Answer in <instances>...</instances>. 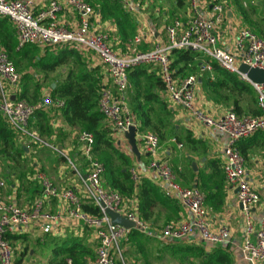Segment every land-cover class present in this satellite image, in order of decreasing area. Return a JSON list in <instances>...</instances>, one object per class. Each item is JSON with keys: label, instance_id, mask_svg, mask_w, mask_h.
<instances>
[{"label": "crops", "instance_id": "obj_1", "mask_svg": "<svg viewBox=\"0 0 264 264\" xmlns=\"http://www.w3.org/2000/svg\"><path fill=\"white\" fill-rule=\"evenodd\" d=\"M239 1L246 12L242 22L240 21L243 29H250L264 39L262 13L264 0H236L237 3H240ZM88 2L95 9L92 19L94 31L106 35L111 47L122 57L150 51L157 44L167 45L166 27L176 19L185 24L191 17L189 0H140L139 10L134 14L124 13L111 0H88ZM46 4L47 0H40L35 12L38 13ZM234 17L235 14L230 9L228 22L226 21V25L221 27L218 33L220 42H223L224 49L228 52L234 51L230 39L235 40L236 35L231 34L232 29L229 30L233 26V21L230 19ZM59 19L61 25L69 29L78 26L77 15L69 7H65ZM10 29L12 35L7 37L0 28V49L5 50L3 42H9L14 43L18 50L17 31L12 24ZM138 36H142V42L139 44L134 42ZM30 47L38 48L29 46L24 49ZM68 48L64 51H76L75 56L89 67L88 70L94 71L102 78L103 88L110 84L105 69L93 53L81 48ZM197 61L202 66V70L190 74L199 77L197 107L210 117L219 119L232 109L224 104V99L219 94L221 88L217 86L216 89H212V83L219 84L225 78L218 79L220 72L215 71L213 67L211 71H203L202 59ZM206 62L211 63L212 66L211 60ZM186 77L177 79L182 80ZM159 79L158 70L154 67H142L130 73V88L125 98L135 117H141L142 122L147 120L150 123L149 126L141 128L138 122L137 144L140 158L132 153L128 141L123 139L119 132L115 133L116 130L107 120L101 123L102 129L113 132L109 137L116 138L117 147L128 156L131 162L130 170L136 168L141 177L140 182L135 183V194L132 197L122 196L126 201V207L134 210L140 218V195L152 189L153 192H149L147 199L151 201L153 207L148 212L147 220L141 219L154 230H160L169 223L186 222L191 217L189 211L178 201L171 200L169 204L163 202L156 177L148 168L151 158L141 141L143 135L152 133L149 132L152 129L159 133L161 140L159 159L170 163L182 187L198 189L205 195L212 231L217 232L222 227H228L231 237L226 243L210 244L194 233L185 240L164 242L148 238L134 230L129 243H125L132 244V247H127L125 250L129 264H255L244 255L242 246L245 215L238 201L237 191L227 183L224 172V149L229 141L228 136L199 124L182 107L173 104ZM202 79H210V83L207 85ZM252 93L256 98L241 100L233 111L251 117L261 115L254 89ZM46 96L59 99L47 93H44L43 99ZM62 109L53 106L45 108L31 120V126L41 140L46 138L50 141L54 145L53 150H61L75 163L82 174H86L89 163L83 156L78 141L82 129L68 124ZM1 116L9 130H12L5 117L2 114ZM13 133L14 137L9 143L7 142L6 147L0 143V179L6 184V188L2 191L4 199L16 203L23 209H31L42 192L41 181L38 179L40 174L48 176L57 187L74 189L81 193L82 197L84 196L73 171L61 161L55 150L52 153L55 157L50 159V162L45 161L44 157L43 161H37L36 158L41 154L31 153L32 147L14 131ZM18 145L21 148L18 149ZM13 146L15 148H12V152ZM239 150L245 159L251 183L261 197L260 204L254 211V225L258 228L264 210V132L242 140L239 143ZM97 154L98 151L94 148V157ZM128 167L123 168L121 164L116 166L113 169L115 176L120 178V172H130ZM104 183L103 177V186ZM151 184L156 186L161 194L157 193ZM63 207L61 199H53L46 203L45 209L47 212L56 213ZM9 237H11L9 241L16 264H95L96 261L98 242L94 231L67 219L62 220L49 234H44L39 225L33 224L28 228L15 230ZM153 242L159 245H154ZM120 259L126 264L122 252Z\"/></svg>", "mask_w": 264, "mask_h": 264}, {"label": "built area", "instance_id": "obj_2", "mask_svg": "<svg viewBox=\"0 0 264 264\" xmlns=\"http://www.w3.org/2000/svg\"><path fill=\"white\" fill-rule=\"evenodd\" d=\"M39 1L0 0V17L8 19L15 27L18 50L21 51L27 46L40 49L69 47L93 53L105 69L110 83L101 91L99 111L123 138L131 127L139 129L125 95L130 88V73L142 67H154L158 70L173 104L182 107L199 124L228 136L229 141L224 149V172L227 183L237 191V198L245 215L242 249L246 259L255 264H264V210L260 225L256 228L254 211L260 204L261 197L251 183L245 159L238 147L240 141L264 132V84H255L246 74L239 72L243 64L264 70V39L250 29H242L235 37L233 52L220 48L218 33L228 19L227 8L218 0H189L191 17L185 24L176 19L166 27L167 45L157 44L150 51L122 57L111 47L106 35L94 31L92 19L95 9L88 0H47L46 6L36 13ZM111 1L126 14H134L139 10L140 0ZM65 7L71 8L77 15L78 26L74 29L60 23L59 16ZM134 42L141 43L142 36L136 37ZM174 50H191L201 54L203 71L212 70L211 63L206 62L211 60L224 72L238 75L256 92L261 115H239L232 110L215 119L200 110L196 104L199 77L190 75L182 80L175 78L170 58ZM20 83L21 76L15 64L9 54L0 49V113L17 135L29 136L39 143H44L37 132L28 130L31 120L47 107L64 108L66 100L46 96L40 103L31 104L19 98L17 88ZM13 96L16 97L15 100H12ZM142 140L151 158L148 168L154 173L158 188L165 197L178 201L189 211L191 217L188 221L169 223L160 230H154L139 218L134 210L127 209L126 201L119 193L103 187L106 167L94 158L95 136L83 131L79 134L78 141L83 156L89 163L86 174H82L65 153L54 149L61 161L73 171L83 197L74 189L57 187L48 176L40 174L38 179L42 185L41 195L34 201L31 209H23L3 198L2 191L6 184L0 179V264H16L12 245L7 238L15 230L37 224L44 234H49L64 219L94 231L98 242L95 264H116V258L121 256L120 244L129 243L134 230L148 238L164 242L185 240L194 233L210 244L228 242L231 237L228 227H222L217 232L211 229L205 195L198 189L182 187L177 181L175 170L159 159L162 148L159 136L148 133L143 135ZM130 175L136 184L140 182L141 177L136 168L130 170ZM53 199H61L64 204L59 212L50 213L45 209L46 203ZM84 205L97 207L101 215L95 216L86 212ZM107 209L134 221L138 228L126 229L113 225L111 218L106 214Z\"/></svg>", "mask_w": 264, "mask_h": 264}, {"label": "trees", "instance_id": "obj_3", "mask_svg": "<svg viewBox=\"0 0 264 264\" xmlns=\"http://www.w3.org/2000/svg\"><path fill=\"white\" fill-rule=\"evenodd\" d=\"M115 5L118 6L117 4ZM10 25L11 24L8 19H2L0 17V28L6 33L7 37H11L12 35V32H10ZM3 45L8 49L11 46L9 42H3ZM67 54L77 55L76 51H62L61 58H57V60L52 64L45 65V69L52 72L55 71L60 65L64 63L63 58H66V56H68ZM170 58L172 60V70L174 71L175 78H184L188 75V73L195 74L202 70V66L197 61V54L194 51L174 50L171 52ZM212 67L215 71H218L225 76V80L221 83H212V89H216L217 86L218 88H223L231 85L233 90L240 92H253L251 85L243 82L238 75L224 72L217 65V63L214 62H212ZM202 80L203 82H206L207 85L210 83V79ZM159 81L164 88L161 79H159ZM102 89V78L99 75H96L94 71L87 70L81 73L79 76H69L67 81L62 86H57V88L52 91L55 98L66 100V105L62 109L66 122L72 126H79L81 127L82 131L92 133L95 136L96 151L106 148L113 154L117 155L122 160L123 164L130 166L131 162L128 159V156L117 147L115 141L116 138L109 137L111 134H113V132L109 129L101 128V123L105 120L104 116L99 111V99ZM21 99L26 100L25 93L21 94ZM136 120L137 123H140L141 128L150 125L147 120H143L142 122L141 117L136 116ZM114 132L116 133L117 131ZM13 137V131L11 129L9 130L0 113V143L6 147L7 142L9 143V140H11ZM101 162L104 163L106 167V172L104 175L105 183L103 187L107 190L115 191L121 196L132 197L136 191V184L132 180L130 172H120V178H117L113 168H111L109 158L103 157ZM151 186L155 188V191L157 190V193H159V190L156 186L152 184ZM151 186L149 185L150 188ZM149 192H153L152 189L148 192L144 191L140 195L139 212L140 218L144 220H147L148 212L153 207L151 201L147 199ZM161 197H163V202L165 204L172 202L171 199L165 197L163 194H161ZM83 208L86 212L92 215H101L100 210L93 205H84ZM7 238L10 240L11 237L7 236Z\"/></svg>", "mask_w": 264, "mask_h": 264}, {"label": "rangeland", "instance_id": "obj_4", "mask_svg": "<svg viewBox=\"0 0 264 264\" xmlns=\"http://www.w3.org/2000/svg\"><path fill=\"white\" fill-rule=\"evenodd\" d=\"M239 2L240 3H237L236 0L222 1V3L227 8L228 12L231 9L233 10L235 14V17H234L235 19L234 18L230 19V21H233V24L231 23L233 26L232 28L230 27L229 29V30L232 29L231 34H235V35H237L243 29L240 21L242 22L243 20L242 18L244 17L245 11L243 9V5L241 1ZM262 7H264V4H262ZM262 13L264 15V12ZM229 35H230V31H229ZM228 37L230 38V36ZM230 42L232 43V47H234V39L231 38ZM222 43L219 40V47L224 49V45ZM10 45L11 46L9 49L6 48L4 45L3 47L9 54L11 60L15 64L21 76V83L19 84L17 88L19 98H21V91H22V94L23 93L26 94V100L31 104L40 103L43 99L44 93L53 95L52 90L54 87L56 88L57 86H62L67 81L69 76H73V77L79 76L81 73L87 71L89 68L86 64H84L80 60V58L78 59L77 56L74 55L72 57L71 55H68L66 56V58H63L64 63L60 65L54 72H51L49 70H46L44 66L54 63L57 60V58H61V52L66 50L67 48L56 47V48L39 49L35 47H30L29 49H23L21 51H18L14 43H11ZM196 54H197V59H202L201 54L199 53H196ZM190 74H193V73H188V75ZM219 76L220 77H218V79L221 77L225 78L222 73H219ZM219 94H221V97L224 99V104H227L229 108H231L232 110H235V106H237L241 100L256 98L254 93L240 92L237 90H233L231 85L221 88L219 90ZM28 130L30 132L34 131V129L31 126V122H30V126ZM149 132L159 135L157 131L152 130V129H150ZM20 138L25 143H28L30 147H32L31 153L41 154L40 157L38 156L36 158L37 161L40 160L41 162L43 161L44 158H46L45 161L50 162V159L55 157L54 154H52L54 152V150L52 149L54 145L51 144L50 141H48L46 138H45L46 140L42 138L44 143H39L38 141L33 140L29 136H20ZM141 141L143 143V140ZM19 147L20 146L18 145V149ZM25 147L26 146H24V148ZM12 148L14 149L15 147L14 146L11 147V151L13 152ZM103 157L109 158L111 168L113 169L116 168V166H119L120 164L123 166V168L126 167V165L123 164L122 160L117 155L113 154L110 150L106 148L100 149L98 151V154L95 155L94 158L98 161H102ZM128 169L130 170V166L128 167ZM152 244L157 245L158 243L153 242ZM131 245L132 244L126 245L124 242L120 244L122 256L126 264H129V262H128V255L125 252V250L127 247H132ZM116 264H123L119 255L116 258Z\"/></svg>", "mask_w": 264, "mask_h": 264}, {"label": "water", "instance_id": "obj_5", "mask_svg": "<svg viewBox=\"0 0 264 264\" xmlns=\"http://www.w3.org/2000/svg\"><path fill=\"white\" fill-rule=\"evenodd\" d=\"M241 74H246L248 79L255 84H264V70L250 68L247 65H241L239 68ZM16 97L13 96L12 100H15ZM137 128L131 127L129 132L125 134V139L128 141L132 153L140 158V152L137 144ZM106 214L111 218L113 225L122 226L126 229H137V224L134 221L129 220L128 218L113 212L110 209L106 210Z\"/></svg>", "mask_w": 264, "mask_h": 264}]
</instances>
